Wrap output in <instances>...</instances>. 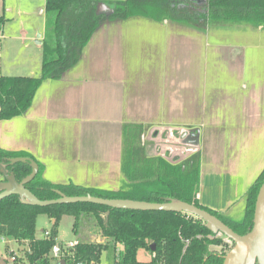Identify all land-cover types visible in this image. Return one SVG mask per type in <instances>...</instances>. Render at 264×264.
I'll use <instances>...</instances> for the list:
<instances>
[{
    "label": "crops",
    "instance_id": "0c3cea01",
    "mask_svg": "<svg viewBox=\"0 0 264 264\" xmlns=\"http://www.w3.org/2000/svg\"><path fill=\"white\" fill-rule=\"evenodd\" d=\"M23 1L22 10L10 7L4 10L0 5L4 23L5 12L38 8L44 20L46 0ZM102 28L109 36L107 48L118 53L115 63L121 66H130L129 60L122 58L124 43L129 40L119 35L158 34L157 40L143 36L137 43L142 47L139 54L143 53V57L146 51L150 54L149 72H145L146 65L139 63L141 75L130 83L129 76L122 75L124 72L116 78L111 69L114 63L106 60L100 62L102 68L91 70L86 78L80 72L74 73L77 63L61 79L44 81L25 113L0 121V148L30 154L41 164L43 179L52 184L72 183L114 193L123 184V138L129 125L146 129L152 124L150 140L145 129L139 136L143 151L149 142L153 145L144 157H159L175 164L188 160L199 148L188 149L187 145L185 155H181L179 149L171 148L177 143L175 137L164 130L175 127L193 130L198 128L197 120L193 121L196 115H201V119L207 113L219 115L217 126L224 131L223 153L210 156L201 168L199 163L197 200L220 214L232 211L264 170V88L257 89L252 84L257 75L251 72L252 67L256 70L258 66L257 51L264 46L258 36L261 27L108 25ZM42 39L43 35L37 37L40 47ZM12 59L18 61L22 56L14 55ZM61 80L66 87L57 96ZM130 96L136 101L128 104ZM93 102L106 106L101 114L106 113V117H97L99 110H95ZM115 107L119 109L113 112ZM125 114L131 117L122 118ZM158 131L163 132L160 141L168 144L158 146ZM252 169L255 172L249 178Z\"/></svg>",
    "mask_w": 264,
    "mask_h": 264
},
{
    "label": "trees",
    "instance_id": "16d2710c",
    "mask_svg": "<svg viewBox=\"0 0 264 264\" xmlns=\"http://www.w3.org/2000/svg\"><path fill=\"white\" fill-rule=\"evenodd\" d=\"M104 3L110 4L108 11L100 10V1L96 0L45 1L40 73L32 77L0 75V121L11 120L25 113L41 84L46 80L61 79L78 63L97 29L110 21L141 17L153 22L166 20L192 25H205L209 21L219 20H246L264 24V0H204L200 5L195 0H123ZM3 23L4 19L0 18V31ZM127 130L121 159L123 184L114 193L99 192L72 183L52 184L43 179L41 164L26 152L0 148V165L8 175L21 183L31 175L33 167L29 161L16 159L33 160L38 172L24 186L41 201L58 199L60 194L147 203L178 201L209 212L239 235L251 229L255 199L264 180V170L245 193L242 220L227 221L224 214L214 212L198 202L200 168L199 162L194 161V155L175 164L159 157L146 158L141 155L139 143L141 127L129 125ZM88 214L94 217L96 227L106 241L79 242L72 255L73 264H99L101 254L109 243L121 246L119 264H222L226 255L225 249H217L221 244L220 239L208 231L203 221L188 214L110 209L90 203L36 207L21 203L16 195L0 200V238L16 243L27 242L29 249L24 255L26 264H57L51 261L49 252L56 242L59 220L65 215L73 217L72 228L75 230L81 216ZM39 215H46L54 221L48 238L36 237ZM185 241H188L186 248ZM142 255L148 256V263L139 260ZM19 260L14 258L9 263L5 259L3 262L20 264Z\"/></svg>",
    "mask_w": 264,
    "mask_h": 264
},
{
    "label": "rangeland",
    "instance_id": "374dc122",
    "mask_svg": "<svg viewBox=\"0 0 264 264\" xmlns=\"http://www.w3.org/2000/svg\"><path fill=\"white\" fill-rule=\"evenodd\" d=\"M37 5V3H34ZM0 5L4 7V10L7 8H19L21 9L24 5L23 0H0ZM107 7L110 8V4H107ZM22 10V9H21ZM40 8L38 9H31L24 12H13L8 13L5 12L4 18L6 19L4 26L2 28V33L0 32V52H2V60L0 61V64L2 65V72L0 74L5 76H38L40 73V67H41V60H42V53H41V47L37 43V37L39 35H43L44 32V20L43 16L39 13ZM108 11V9L106 10ZM108 25H114V26H126V27H132V26H163V25H179V26H186V25H192V24H186V23H175L170 21H162V22H153L148 19H144L141 17H134L129 18L124 21L120 20H113L108 23L103 24L99 30H97V33H94L91 37L89 43L87 44L86 48L83 50L79 62L76 66V70L74 73L78 74L80 72L84 77L88 78L91 70L92 72H96L102 68L100 62L108 60L109 62H113V66H111V69H113V73L115 74V77L119 78L121 73L122 75L129 76V82L133 83L134 80H137V78L141 75V72L139 70V63L142 65H146L144 67L145 72H149L150 65L149 60L152 61L151 58H147L149 55L148 51L145 52V57H143V53L139 54V50L142 48L138 46L139 39L144 36V39L149 38V36L152 38V40L155 38L156 40L159 37L158 34H148V35H141L139 33H130L126 35H119V37H124L125 39L129 40V42H125L123 46V55L125 61L127 62L129 60L130 66L125 65H117L115 62L119 59V55L116 51H112V49L107 48V38L109 39L108 34H106L102 27H107ZM206 26H234V27H241V26H251L254 28L261 27L259 29V42H264V24L259 23H252L246 20L238 21V20H227V21H209L205 24ZM200 26V25H198ZM141 40V39H140ZM110 42V41H109ZM113 40H111V43ZM149 45H151L152 41H145ZM145 43V44H146ZM121 44V41H120ZM149 50H153L152 47L149 48ZM22 51V52H21ZM9 54V55H8ZM12 54V55H11ZM18 56L21 55L22 59L16 61L12 59V56ZM23 57L26 58V60L23 59ZM258 58V66L255 70V67H252L251 72L257 75V78L255 81H252V84H256L257 89H263L264 87V46L263 48L259 49L257 51ZM26 62V63H25ZM11 63H14L11 64ZM149 63V64H147ZM0 65V66H1ZM153 69L151 68L152 74ZM257 71V72H256ZM70 72V71H69ZM144 72V73H145ZM146 73V74H147ZM85 74L87 76H85ZM77 75H73L75 77ZM90 79V78H89ZM133 81V82H132ZM53 83H59V82H53ZM61 87L60 92L58 94H62V90H65V84L64 81H60ZM53 87H55V84H52ZM71 86V85H69ZM67 87V89L69 88ZM42 87V86H41ZM40 87V88H41ZM72 99L70 98L69 102H71ZM136 100L134 97L130 96L128 97V104H131L132 102H135ZM95 110H99V114L97 117L103 116L106 117V113L103 115L102 112L106 111V106L102 105L100 102L92 103ZM91 104H87V109H90ZM119 109V107H115L113 109V112L115 110ZM109 111H112L111 108H109ZM113 114V113H111ZM117 116L116 114H113ZM138 115H135L137 117ZM149 117V115L147 114ZM131 115H122V118H130ZM219 115L210 114L207 113L204 116V119H201V115H196L193 118L194 120H197L198 122V128L193 130H186L181 129V127H175V128H168L164 130L165 132H169L171 137H175V141L181 146V148H185L187 145L188 149L191 148H199L198 152H196L194 155V161L200 163V168L203 163H206L210 160V156H213L218 153H223L221 148H223V130L218 129V119ZM184 118V117H183ZM141 127V126H140ZM152 124L147 125L146 129L145 127H141L142 130H146L145 133L148 136V139H151V134L153 131H151ZM179 131L181 132L179 136ZM125 132V131H124ZM142 133V132H141ZM136 134V133H135ZM159 134V140L156 142L158 146H162L164 144H168L166 142L160 141V139L163 138V132L158 131ZM186 136V137H184ZM192 140V142H189ZM152 144L149 142V145L145 147V150L143 151V147L141 150V155L144 156L145 154L152 151ZM182 151V150H180ZM181 155H185L184 152H181ZM192 155V156H193ZM166 156V153H165ZM189 162H187L186 166H188ZM255 169L250 170L249 172V178H251L254 175ZM244 199L241 200L240 203L236 205L230 212L224 213V218L228 221L232 222H239L242 220L244 216ZM74 219L71 216H62V218L58 222L57 226V237L56 242L58 244H67L70 242H95V241H103L105 242L106 239L102 236V234L99 231V228L96 227V221L94 217L91 214L83 215L81 216L78 226L75 230H73ZM52 223L51 220L46 215H39L37 217L36 221V237L42 238L45 231L49 232L51 229ZM217 239H220L221 244L217 246V249H225L226 253L232 248L233 243L231 247L229 244L225 243V240L227 239L225 236L221 234L215 235ZM29 247L27 242L23 243H16L14 240L10 239H2L0 238V259L5 261V259L10 263V256H14L16 259H20V264H26L25 263V257L24 255L28 251ZM115 250L119 251L121 250V246L113 245L112 243H109L108 248L102 252L100 257L99 264H113V255ZM11 251V255H9ZM140 261L146 262L147 256L142 255L140 256Z\"/></svg>",
    "mask_w": 264,
    "mask_h": 264
},
{
    "label": "water",
    "instance_id": "95a60500",
    "mask_svg": "<svg viewBox=\"0 0 264 264\" xmlns=\"http://www.w3.org/2000/svg\"><path fill=\"white\" fill-rule=\"evenodd\" d=\"M96 1H100V10H107L110 8H108L107 4L104 2L123 0ZM202 2H204V0H202ZM16 161H29L33 167L32 173L27 179L18 183L15 178L12 175H8L6 170L0 165V172L3 176V180L0 181V200L16 195L19 197L21 203L36 207L90 203L106 206L110 209L184 213L203 221L205 223V227L212 234H221L233 243L232 248L223 257L222 264H264V180L256 195L251 229L246 234L239 235L209 212L200 209L193 204L184 202L169 201L166 203H147L123 199H105L90 195L68 197L63 194H60L58 199L41 201L24 186L37 174V164L33 160L26 158H19L16 159ZM107 214L108 213H106V215ZM151 250H154V245L151 246ZM0 263L4 264L3 261ZM57 264H64V261H60Z\"/></svg>",
    "mask_w": 264,
    "mask_h": 264
},
{
    "label": "built area",
    "instance_id": "2783aa9c",
    "mask_svg": "<svg viewBox=\"0 0 264 264\" xmlns=\"http://www.w3.org/2000/svg\"><path fill=\"white\" fill-rule=\"evenodd\" d=\"M43 236L45 238H48L49 232L45 231ZM78 243L79 242H77V241L70 242L67 244H58L57 242H55V244L50 249L49 258L54 263L64 261V264H73L71 262L72 257H73L72 255H73V252H74L76 246L78 245ZM184 243H185V248H186L188 241H185ZM225 243L229 244L230 247L232 245V242L229 239H226ZM117 245H119V244H117ZM117 245H115V246H117ZM119 252H120V250L119 251L115 250L114 255H113V264H119ZM152 256H154V254ZM14 258L15 257L12 256V257H10V260L13 261ZM145 263H148V262H145ZM76 264H81V263H76Z\"/></svg>",
    "mask_w": 264,
    "mask_h": 264
},
{
    "label": "flooded vegetation",
    "instance_id": "af4514ba",
    "mask_svg": "<svg viewBox=\"0 0 264 264\" xmlns=\"http://www.w3.org/2000/svg\"><path fill=\"white\" fill-rule=\"evenodd\" d=\"M195 1H196L197 4H199V5L203 3L202 0H195ZM188 142H189V141H188ZM171 148L182 150L181 152H184V153H186V150H187V148H181V146H180L178 143H176V145H173ZM168 149H169V147H168Z\"/></svg>",
    "mask_w": 264,
    "mask_h": 264
}]
</instances>
